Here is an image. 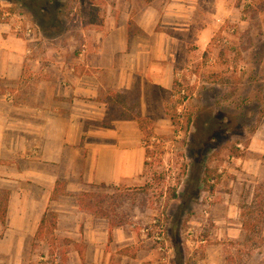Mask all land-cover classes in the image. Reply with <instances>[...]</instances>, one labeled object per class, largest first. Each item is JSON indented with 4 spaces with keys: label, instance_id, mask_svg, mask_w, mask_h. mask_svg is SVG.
<instances>
[{
    "label": "crops",
    "instance_id": "1",
    "mask_svg": "<svg viewBox=\"0 0 264 264\" xmlns=\"http://www.w3.org/2000/svg\"><path fill=\"white\" fill-rule=\"evenodd\" d=\"M114 1L102 25L83 30L74 66L62 54L38 56L45 42L18 32L13 19L0 21V190L10 194L0 264H22L32 243L53 236L72 247L79 264H163L157 250L138 246L134 232L118 226L110 234V221L81 211L77 196L143 184L147 149L137 117L164 119L178 69L191 58L194 18L229 2L147 0L136 8ZM200 26L210 41L219 25ZM250 139L248 150L261 160L264 117ZM58 181L66 194L52 200ZM49 210L57 228L38 238Z\"/></svg>",
    "mask_w": 264,
    "mask_h": 264
},
{
    "label": "rangeland",
    "instance_id": "2",
    "mask_svg": "<svg viewBox=\"0 0 264 264\" xmlns=\"http://www.w3.org/2000/svg\"><path fill=\"white\" fill-rule=\"evenodd\" d=\"M131 1L141 8L147 0ZM115 2L53 0L44 13L32 2L17 3L15 14L4 18L33 25L30 39L46 44L38 56L62 54L74 66L83 30L92 29V10L104 20ZM228 2L214 15L194 18L191 58L180 65L183 82L175 79L172 91L184 87L185 94L170 93L164 119L149 124L143 184L90 189L108 196L113 220L135 233L139 247L157 250L163 264H264V158L248 150L264 117V0ZM11 6L0 0V12ZM205 21L219 25L210 41L200 26ZM199 173L196 191L187 182ZM32 246L22 264H79L61 238Z\"/></svg>",
    "mask_w": 264,
    "mask_h": 264
},
{
    "label": "trees",
    "instance_id": "3",
    "mask_svg": "<svg viewBox=\"0 0 264 264\" xmlns=\"http://www.w3.org/2000/svg\"><path fill=\"white\" fill-rule=\"evenodd\" d=\"M12 1V6L10 8H4L3 12H0V21L8 22L10 21V17L4 18V14L7 12L9 15L15 14V6L17 3H29L32 2L35 10H38L42 13L46 10L45 6L49 5L53 2V0H7ZM15 2V3H14ZM32 7V8H33ZM90 22L92 24L102 25L103 20L99 18V15L96 11L92 10L90 14ZM115 96H120L116 94ZM137 120L140 125V129L144 133V137L150 136L152 132H150V123H148V119L145 117H141L140 115L137 117ZM194 182L196 184V191L199 190L201 183V174L194 176L192 179L189 178L187 184L190 182ZM193 183V184H194ZM65 182H59L58 186L53 192L52 200H55L59 194H66L65 191ZM60 188V191H59ZM193 197L196 196V192H193ZM9 192H3L0 190V221L5 223L8 211V203H9ZM176 194H173V198H176ZM78 204L81 211L93 214L98 217L106 218L110 221V234L112 233V229L114 227L122 226L123 223H117L113 220L109 205H112L108 202V196L103 194H97L93 191H84L81 192L78 196ZM108 202V203H107ZM57 228V213L53 210H49L42 219L40 224V228L38 231V238H43L44 236H50L54 234L55 229ZM54 237V236H53Z\"/></svg>",
    "mask_w": 264,
    "mask_h": 264
},
{
    "label": "built area",
    "instance_id": "4",
    "mask_svg": "<svg viewBox=\"0 0 264 264\" xmlns=\"http://www.w3.org/2000/svg\"><path fill=\"white\" fill-rule=\"evenodd\" d=\"M15 28L18 32H24V34L29 38L32 37L33 35H35V29H34L33 25H31V24H26V23L21 22V23L17 24ZM184 73H185L184 70H178V72L176 74V80L179 81V85L181 82H183L182 77H183ZM193 76L195 77V75H193ZM179 88L180 89L177 92H175V94L172 93L173 98H176L177 95H179V94L180 95L185 94L184 87H179Z\"/></svg>",
    "mask_w": 264,
    "mask_h": 264
}]
</instances>
